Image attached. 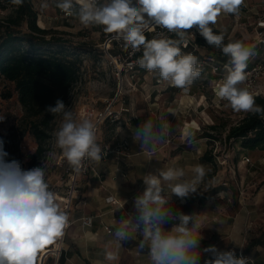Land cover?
I'll return each instance as SVG.
<instances>
[{
    "label": "clouds",
    "instance_id": "clouds-1",
    "mask_svg": "<svg viewBox=\"0 0 264 264\" xmlns=\"http://www.w3.org/2000/svg\"><path fill=\"white\" fill-rule=\"evenodd\" d=\"M22 2L12 0L17 5ZM243 3L244 0H104L103 3L76 0L74 4V0H58L56 7L69 16L75 12L84 26L102 25L105 32L115 33L125 49H132L133 54L142 51L137 61L140 68L158 72L163 80L185 92L201 75L197 57L181 52V45L187 46L188 37H195L188 30L195 28L208 45L229 57L218 97L236 112L252 113L264 119V107L256 104L247 87L239 86L247 78L245 69L248 60L256 54L254 48L242 41L224 44V34H216L212 27L222 12L238 14ZM155 27L166 29L177 39L159 32L147 39L146 31ZM44 111L53 116L63 115L56 142L77 173L85 159L101 160V147L90 121L77 123L59 98L54 105L45 106ZM169 131L167 124H156L149 119L139 125L136 138L142 147H148L162 141ZM8 156L4 141L0 140V264H34L35 254L63 235L68 216L55 202V194L49 191L43 168L25 170L20 161L8 160ZM192 172L191 179H185V171L177 167L147 173L143 177L144 190L133 198L134 212L115 228L117 247L138 234L139 247L141 250L147 247L150 264H200L202 251L213 257L204 264H253L251 257H237L234 250L221 251L214 245L201 249L204 228L199 217L169 206L170 196L184 203L201 194L198 184L203 181L206 169L197 164ZM106 259L116 260L117 255L107 252Z\"/></svg>",
    "mask_w": 264,
    "mask_h": 264
},
{
    "label": "rangeland",
    "instance_id": "rangeland-1",
    "mask_svg": "<svg viewBox=\"0 0 264 264\" xmlns=\"http://www.w3.org/2000/svg\"><path fill=\"white\" fill-rule=\"evenodd\" d=\"M103 2L104 0H100V3ZM57 3L58 0H33L39 24L61 32L58 35L69 45V52L80 59L78 80L71 86L64 101L66 110L71 111L75 121L80 123V108L92 104L102 106L103 100L114 93L117 83L111 66L98 47L106 33L104 26H84L76 14L66 21L61 17L62 12L56 7ZM9 12V6L0 8V19ZM48 13L57 17L51 22L46 16ZM219 16L222 24L213 30L216 34H224V44L242 41L246 46L253 47L256 54L248 60V64L264 56V48H259L258 44L261 43L255 37L256 23L264 17V0H244L238 14L221 13ZM210 49L211 54H207L219 60L214 55L222 51L214 46ZM221 59V63L229 62L227 56ZM200 76L202 78L193 84L196 99L187 101V107L178 105L182 98H178V104L174 103L172 95L166 97L161 101V106H158L153 94L150 98H145L137 92L134 101L138 114L133 119L139 122L151 119L156 124H167L170 129L168 134L171 138H176L177 148L187 150L188 142L200 139L197 141L202 143L204 148L202 155L209 151L214 158L213 163H205L200 159L201 165L206 169V175L198 184V190L204 192L216 186H224L226 190L217 192L204 204H199L195 195L185 201L187 214L199 217L204 228L201 232V249L214 245L221 251L234 250L236 254L242 252L244 256L250 255L255 264L264 263V151H244L238 143L226 138L228 129L236 124L245 112L234 111L226 100L214 95L211 89L212 75L208 69L201 70ZM139 90L142 91V88ZM127 96L128 94L125 96L126 101ZM25 116L14 83L0 77V117L4 118L0 120V134L7 135L11 128L23 126L27 121ZM62 123L63 115L58 114L51 123L50 137L46 141L47 151L40 163L51 192L63 188L62 159L65 157L56 142V133ZM202 132H209L213 138L201 137ZM114 133L115 126L108 123L101 130L103 139H110ZM182 135L189 137L181 141L179 136ZM6 144L9 154L7 159L11 156L13 159H19L21 167L26 170L36 146L32 135L26 133L20 139L18 149L12 144ZM199 146L198 148L202 147ZM245 157L249 158L248 162ZM193 162L196 163L195 160H192ZM253 239L259 240L260 243L253 245L245 255L244 250ZM209 259H213L212 254L202 251L200 264Z\"/></svg>",
    "mask_w": 264,
    "mask_h": 264
},
{
    "label": "crops",
    "instance_id": "crops-1",
    "mask_svg": "<svg viewBox=\"0 0 264 264\" xmlns=\"http://www.w3.org/2000/svg\"><path fill=\"white\" fill-rule=\"evenodd\" d=\"M46 16L48 18L52 14L48 13ZM55 17L56 15L50 21L52 22ZM63 18L66 21L70 19ZM220 18L221 16L217 17L216 23L212 25L213 29L222 24ZM198 42L200 44L198 55L205 58H214L210 56V52H212L211 45H208L203 37L199 38ZM258 46L261 49L264 48L262 44H258ZM214 56L218 57L219 60L226 58L223 53L219 52L215 53ZM201 78H197L192 83L188 96L183 95L181 97V93L175 88H168L160 94L153 93L156 105L161 106V101L172 95L174 103L178 104V98H182L178 105L187 107V101L196 99L193 94V84ZM137 92L144 96L143 90L130 92L127 96L128 101H126L132 104V111L136 115L138 114V107L135 104L134 97ZM131 113V111L125 113L126 119L122 122L120 128L122 129L121 134L129 139L128 153L119 157L101 158L99 162L93 161L92 169L81 179L79 192L74 201L72 224L68 229L64 242L61 264H150L147 247L143 250L139 247L141 237L136 234L134 239L117 247L114 238L115 228L119 226L122 219L127 220L130 214L134 212L133 198L144 190L143 177L147 173H155L157 169L177 167L185 171V179H190L194 175L192 168L197 164L201 165L200 157L204 148L202 143L200 144L197 141L200 139L188 142L186 150L177 148L176 138H171L168 134L169 136L167 135L162 141L148 147H142L141 141L136 138L137 128L142 122L131 118ZM100 137L103 139L101 131ZM186 137L188 139L189 136L182 135L179 136V139L183 141ZM110 139L113 140V137ZM110 139L103 140L111 141ZM196 145L202 147L199 146L200 148H198ZM192 160H195L196 163H192ZM108 196H112L116 202L107 201ZM169 206L175 211L187 214L186 202L181 203L176 197L170 196ZM86 215L94 216L91 226H84L81 222V218ZM105 226L109 227L111 232L108 233L104 228ZM166 227H170V225ZM107 252H114L117 259L107 260Z\"/></svg>",
    "mask_w": 264,
    "mask_h": 264
},
{
    "label": "trees",
    "instance_id": "trees-1",
    "mask_svg": "<svg viewBox=\"0 0 264 264\" xmlns=\"http://www.w3.org/2000/svg\"><path fill=\"white\" fill-rule=\"evenodd\" d=\"M7 6L10 7L9 14L0 19V77L14 83L27 121L20 128H11L7 135L0 134V140L4 141L7 152L6 143L18 149L20 139L26 133L32 135L36 146L28 161V170L40 167L47 151L46 141L50 137L51 123L58 115L45 112V106L54 105L58 98L65 101L71 86L78 80L80 59L69 52V45L58 35L61 32L39 24L33 0H23L19 5L12 3V0H0V8ZM255 102L264 107V96H256ZM201 137L213 138L209 132H202ZM226 138L238 143L243 150L264 151V119L245 113L228 129ZM12 159L13 156L8 158ZM200 159L205 163L214 161L209 151H205ZM224 190V186L211 187L195 195L196 201L204 204ZM259 243L255 239L249 241L245 255L253 245ZM49 246L50 243L45 244L35 254L34 264H37L39 252ZM61 263L60 257L58 264Z\"/></svg>",
    "mask_w": 264,
    "mask_h": 264
},
{
    "label": "built area",
    "instance_id": "built-area-1",
    "mask_svg": "<svg viewBox=\"0 0 264 264\" xmlns=\"http://www.w3.org/2000/svg\"><path fill=\"white\" fill-rule=\"evenodd\" d=\"M61 16L69 18L61 9ZM57 17V16H56ZM55 17V18H56ZM53 18L49 16L48 19ZM256 38L259 43L264 45V17L258 19L256 23ZM195 34V37L189 36L187 46L181 45L182 54L191 53L197 57V67L201 70L208 69L212 75L211 89L216 97L218 87L223 82L226 75L224 65L219 60L214 58H205L198 55L200 44L198 42L200 35L195 28L188 30ZM163 33L166 37L177 39L175 34L167 32L166 29L155 27L146 31L145 36L147 39L153 38L156 33ZM99 48L104 53L111 66L112 74L116 80L117 88L114 93L103 100V105L98 107L95 104L84 105L78 112V121L88 120L94 125L97 143L101 147V158L119 157L125 155L129 151V139L127 136L122 135L120 128L122 122L125 121V113L132 112L131 118H135L136 114L132 111V104L127 103L125 96L130 92L139 91L142 88L145 98H150L153 93L160 94L168 88H175L183 95L190 94V86L188 91L175 87L170 81L163 80L159 73L156 71L150 72L146 69L140 68L137 61L142 56L141 52L133 54L132 49H125L123 41L115 38V33H105L102 41L98 44ZM246 80L239 85L240 87H247L249 91L256 96L264 95V56L251 62L245 69ZM220 98V97H218ZM181 99V98H180ZM180 101V100H179ZM115 126V133L113 140L104 141L100 137V131L105 124ZM63 158V157H61ZM246 162L249 158H244ZM64 167V180L63 188L53 192L55 194V202L61 211H64L68 216V222L63 230L61 237L54 238L48 248L42 249L37 257V264H58L59 259L63 253L64 242L70 225L72 224V211L74 201L77 197L80 188V182L84 175H86L93 167V161L85 159L82 163L81 171L77 173L71 165H69L66 158L62 159ZM107 201L116 202L112 196L106 198ZM94 216L86 215L81 218L84 226H91ZM109 233L111 229L107 226L104 227ZM243 255L239 252L238 257ZM244 256V255H243ZM247 257V256H246ZM253 264H255L253 262Z\"/></svg>",
    "mask_w": 264,
    "mask_h": 264
}]
</instances>
